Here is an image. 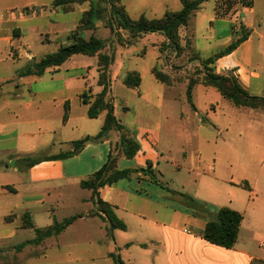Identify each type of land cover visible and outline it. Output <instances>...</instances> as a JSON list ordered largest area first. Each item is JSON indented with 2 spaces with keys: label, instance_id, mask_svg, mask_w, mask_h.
I'll use <instances>...</instances> for the list:
<instances>
[{
  "label": "rangeland",
  "instance_id": "obj_1",
  "mask_svg": "<svg viewBox=\"0 0 264 264\" xmlns=\"http://www.w3.org/2000/svg\"><path fill=\"white\" fill-rule=\"evenodd\" d=\"M52 1L0 0V12L21 10L23 6L33 7L35 12L39 8L44 9L43 13L23 17L21 20L24 21L19 24L20 36L13 39L15 48L29 51L36 60L66 43L81 13L100 0L74 4L68 11L53 7ZM259 1L264 8V0H256L258 11L261 8ZM120 3L131 19H137L140 15L149 19L159 18L165 11H176L181 7L179 0H120ZM213 6V0L204 2L190 17L187 26L179 28L181 44L183 47L186 41L188 44V48L185 46L180 54L164 46L165 39L159 33H148L130 40L127 31L111 33L100 22L96 23V29L83 33L85 38L94 35L104 40L101 52L112 55L108 72L110 93L106 98L112 101L115 119L139 145V152L133 160L124 161L120 168L140 171L146 168V160L150 159L158 184L147 185L143 182L141 189L146 190L153 200L169 207H184L181 194L190 198L199 197L197 203L209 211H213L211 205L219 197L226 200L252 199L264 204V111L237 108L215 89L202 85L193 86L191 102L187 100L188 80L202 78L201 66L193 59L194 54L204 59L223 51L228 45L220 47L222 37L230 34L233 26L239 31H232L230 44L244 38L232 51L214 60L211 65L213 72L234 78L251 96L264 97V53L254 55L248 71L231 56L248 37L246 31H242L241 24L248 18L247 11H240L231 27L214 22L215 32L212 33L210 22L213 20ZM81 9L83 11L80 13ZM254 17L259 22V15ZM259 26L260 29L256 30L263 31L264 22H260ZM252 38L258 44L253 34ZM31 64L23 57L19 60L8 59L3 64L1 76L14 77L17 69H25ZM64 68L82 76L86 74L85 81L91 82L92 77L97 78L96 57L72 55ZM152 68L167 74L171 84L157 82L151 73ZM251 71L259 75V81L248 78ZM129 72L138 74L140 82L137 88H128L122 83ZM135 179L132 176L130 181L119 183L134 188L137 186ZM245 184L249 191L244 188ZM102 194L108 197V194ZM71 195L67 202L54 201L53 205L45 207L58 222L96 210L89 191L77 188ZM109 195L112 196L110 201L117 205V210H114L117 219H132L127 230L118 232L119 237L112 240L106 234L102 218L91 216L85 220L75 219L59 236L48 238L40 245L24 246L18 252L14 249L17 244L34 238L31 229H20L2 246L0 264H112L109 254L116 250L122 260H132L133 264H145V261L150 264L151 258L148 255L143 257V249L133 246L126 250L121 246L117 248L116 243L122 245L130 239H142L143 227L138 228L137 222H140L129 216L125 209L132 207L134 213L143 210L148 217L163 221L164 215L160 217L159 213L161 209L153 205L143 207V203L135 199L129 203L115 192H109ZM83 198L88 199L84 204L79 201ZM156 209L158 213L155 216L153 211ZM176 219L174 217V222ZM37 224L42 225L38 221Z\"/></svg>",
  "mask_w": 264,
  "mask_h": 264
},
{
  "label": "crops",
  "instance_id": "obj_2",
  "mask_svg": "<svg viewBox=\"0 0 264 264\" xmlns=\"http://www.w3.org/2000/svg\"><path fill=\"white\" fill-rule=\"evenodd\" d=\"M220 1L225 0H213V20L210 22L212 33L215 32L214 22L227 24L231 27L240 11L248 13L247 20L245 19L241 23L242 31H246L248 37L231 54L240 67L247 68L248 71L252 66L254 55L264 53V28L263 31L256 30V28L260 29V22H264V8L261 7V1H259V8H261L258 11L256 0H249V2L239 5H236L233 0H226L227 9H233L234 15L233 13L218 15L216 6ZM23 8L25 7L23 6ZM82 11L81 9L80 13ZM195 13L196 11L192 16ZM258 15L259 22L254 17H258ZM21 19L23 18L5 19L0 22L1 247H4L7 241L15 237L20 229H25L21 227L23 214L29 215L35 228L48 227L55 218L52 217L53 213L45 209L47 205H53L54 201L67 202L74 189L89 191L79 186L80 181L98 171L107 161L109 153H115V142L118 139V134L113 131L106 139L88 141L76 153L68 155L74 150L73 142L86 136L94 137L103 124L104 112L95 118H89L87 116L89 104L82 101L84 99L89 102L90 99L87 96H94L101 91V87L97 84V68V78L92 77L91 82L84 80L86 74L82 76L74 70L70 71L64 68L67 60L60 66L45 69L39 76L35 74L20 75L19 72L23 69H17L14 77L1 76L3 64L8 59L19 60L23 57L28 63L38 61L29 51L19 47L15 48L13 45V39L20 36L19 24L24 21ZM229 27L228 29H230ZM232 31L238 32L239 29L233 26ZM232 31L222 37L220 47L230 44L233 40ZM252 34L257 38L258 44L253 42ZM179 38L181 40V37ZM67 43L68 39L64 44ZM181 46L183 45L181 44ZM258 66L260 67V65ZM248 78L254 81L260 80L259 75L254 71L248 73ZM262 86L264 88V80ZM82 94L87 96L81 97ZM65 105L68 109L67 119L63 121ZM133 158L131 159L133 160ZM154 158L156 160V156ZM131 159L119 156L117 169L121 170V164ZM149 160H146V167L150 163L153 169V164ZM132 176L136 178V187L119 183L127 180L121 179L100 188L98 190L99 197L112 207L113 213L114 210H117V205L110 201L109 198L112 196L109 195V192L118 193L123 196V200L129 203L135 199L142 202L143 207L150 205L159 207L161 209L160 217L164 215V218L163 221H158L156 217H148L143 210L134 213L132 207L125 209L129 216H133L140 222V224L137 222L138 228L143 227L142 239H130L122 245L116 243L117 248L121 246L127 250L137 246L143 249V257L150 256V264H264L263 203H256L252 199L226 200L219 197V200L211 205L213 211H209L207 207L197 203L200 199L194 196L191 197L192 201L203 208L204 212L193 213V210L186 204L184 207L175 208L153 200L146 190L141 189L143 182L147 185L153 183L139 179V174ZM247 190H250L249 187ZM89 192L91 193V191ZM103 192L108 194V197L102 194ZM87 200L83 198L79 201L84 204ZM221 207H228L242 216L237 241L229 249L211 244L197 234L204 228L208 219H211ZM96 212L97 209L95 212L85 211L81 215L73 216H79L76 219L85 220L91 216L92 218L99 216ZM153 212L155 216L158 213L157 209ZM174 217L177 218V222H174ZM122 220L125 222L122 221L125 230H127L132 219L122 218ZM37 221L42 225L37 224ZM103 224L105 228L104 221ZM119 231L114 229L112 237H119ZM119 256L122 260L120 253ZM122 262L133 264L132 260H122Z\"/></svg>",
  "mask_w": 264,
  "mask_h": 264
},
{
  "label": "trees",
  "instance_id": "obj_3",
  "mask_svg": "<svg viewBox=\"0 0 264 264\" xmlns=\"http://www.w3.org/2000/svg\"><path fill=\"white\" fill-rule=\"evenodd\" d=\"M88 0H53V7H62L64 11L71 9L74 4L81 5ZM208 0H180L181 8L177 11H165L159 18H146L140 15L137 19H131L120 0H100L95 5L90 4L88 9L84 10L71 34L68 36V43L58 46L56 51L48 53L38 61H32L31 66L19 72L20 75L35 74L41 75L45 69L50 67L60 66L72 55H86L96 57L98 79L97 84L101 87V91L94 96L82 94L81 97H88L92 102H87L82 99L83 103H88L87 116L95 118L98 114L104 112L103 124L99 132L94 137H84L81 140L73 142L74 150L68 155L76 153L88 141H99L106 139L111 132L118 134V140L115 153L111 152L107 156L105 164L94 174L87 179L80 181L79 186L82 189L91 191V199L96 206L97 215L105 222V231L108 237H112L114 229L125 230V225L114 215L112 207L104 202L100 197L98 190L107 185H111L121 179H129L132 175H140L139 179L147 182L158 184V180L154 174V170L150 164L143 170L136 169H117V160L119 156L126 159L133 158L139 151L137 141L126 134L123 126L115 119L113 114V105L107 100L110 93L109 87V68L112 63V55L104 54V40L90 35L85 38L84 31L96 29V23L100 22L104 27L109 28L111 33H118L119 30H125L129 33L130 40H135L141 35L148 33H159L165 39L164 46L172 49L175 53L180 54L184 47L188 48L187 41L183 46L180 44L179 28L186 27L188 20L197 11L201 4ZM244 38L241 37V40ZM240 40V41H241ZM235 42L228 45L223 51L214 54L213 56L201 59L198 54H194V60H197L201 66L202 78L189 79L187 82V100L191 102V90L194 85L201 84L205 87L215 89L222 98L237 108L262 109L264 111V97L251 96L244 91L235 81L234 78L224 75H219L213 72L211 65L214 60L226 53L232 51L237 44ZM154 79L161 84H171V78L157 70L151 69ZM140 78L134 72L127 73L122 83L128 88H137ZM192 109L194 106L191 104ZM67 105L64 108L63 121L67 119ZM244 187L248 189V185ZM169 191V190H168ZM172 193V192H171ZM174 193V192H173ZM172 193V194H173ZM182 201L193 210V213L204 212L203 208L192 201L188 195L181 194ZM100 213V214H99ZM77 217L72 216L63 219L61 222L53 219L52 224L45 228H35L28 214L22 215V228L32 229L35 237L31 240L22 242L15 246L16 251L26 245H40L44 240L56 237L62 233ZM242 216L228 207H221L215 215L208 219L204 228L197 234L205 241L223 247L232 248L237 241L238 231ZM109 257L112 259V264H124L119 256L118 250L111 252Z\"/></svg>",
  "mask_w": 264,
  "mask_h": 264
},
{
  "label": "built area",
  "instance_id": "obj_4",
  "mask_svg": "<svg viewBox=\"0 0 264 264\" xmlns=\"http://www.w3.org/2000/svg\"><path fill=\"white\" fill-rule=\"evenodd\" d=\"M226 1V0H225ZM225 1H220L219 4L216 6V12L218 15L226 14V13H233L234 10L232 9H227V5ZM235 1L236 5H239L240 3H247L249 0H233ZM36 12L38 13H43L44 9L39 8ZM33 9V7H25L21 10H6L3 12H0V22L5 20V19H17V18H23L29 14L34 15L36 13ZM234 15V13H233Z\"/></svg>",
  "mask_w": 264,
  "mask_h": 264
}]
</instances>
